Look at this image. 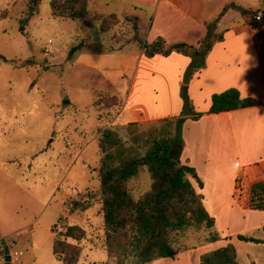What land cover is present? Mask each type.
I'll list each match as a JSON object with an SVG mask.
<instances>
[{
    "label": "rangeland",
    "instance_id": "rangeland-1",
    "mask_svg": "<svg viewBox=\"0 0 264 264\" xmlns=\"http://www.w3.org/2000/svg\"><path fill=\"white\" fill-rule=\"evenodd\" d=\"M51 1L43 0L39 13L28 22L27 0H0V238L5 241H0V264H61L53 242L56 237L65 239L61 233L71 225L86 231L81 242L68 240L82 249L79 264H107L99 131L116 127L113 119L125 96L114 107L106 97L117 94L115 85L122 92L129 78L113 75L123 67L124 57L112 60L110 49L115 43L132 42L135 35L148 43L158 39L155 1L126 5L116 1L101 11L107 0H91L84 20L54 17ZM259 9L263 18L253 26L264 66V0ZM118 11L127 17L103 32V21ZM244 24L243 15L231 11L220 31ZM77 45L79 51L70 57ZM101 55L104 62L93 61ZM159 126L158 121L139 123L140 130ZM121 134L127 138L125 130ZM255 160L249 161L259 162ZM263 167L264 163L257 168L258 177L264 176ZM151 185L147 168L129 183L135 199ZM74 199L87 210H65V203ZM235 211L237 221L220 217L212 230L189 228L174 236V246L182 253L194 248L195 264L227 244L236 247L240 264H264V244L240 238L263 237L264 229L254 231L258 221L250 219L246 225L243 210ZM211 233L219 240L207 241ZM6 248L10 262L2 253Z\"/></svg>",
    "mask_w": 264,
    "mask_h": 264
},
{
    "label": "crops",
    "instance_id": "crops-1",
    "mask_svg": "<svg viewBox=\"0 0 264 264\" xmlns=\"http://www.w3.org/2000/svg\"><path fill=\"white\" fill-rule=\"evenodd\" d=\"M116 1L126 5L145 0H107L101 3V11ZM154 1L158 24L156 35L168 45H198L206 36L207 24L231 2L247 9H258L261 5V0ZM231 11L237 12L229 10L218 24V32L224 33V40L215 44L207 57L205 68L188 85L195 111L203 113V116L198 121L185 122V146L181 160L188 161L195 168L196 174L188 177L203 195L204 205L216 218V224L220 217L237 221L235 209H241L246 225L250 219H256L258 222H255L253 230L260 233L264 227V211L250 209L249 201L252 184L264 180V176L258 177L257 174V168L264 163V66L255 38V34L259 35L253 26V16L243 15L246 24L220 31L222 22ZM123 13L118 11L109 15L116 14L124 20L127 16L121 17ZM132 37L129 35V38ZM127 50L131 51L124 55ZM110 51L111 56L115 57L112 60L124 57L123 67L113 70V75L129 77L122 92L113 83L117 92L115 95L121 99L125 96L121 110L113 119L116 126L130 122L155 123L163 118L181 116L184 107L181 88L191 64L190 57L174 52L167 57L157 55L148 58L143 53L142 45L133 41L119 45L115 43ZM103 60L105 56L101 55L93 61ZM97 69L108 76L99 66ZM230 88H237L243 97L260 100L262 105L219 114L209 113L212 96ZM252 159H258L255 161L259 162L249 161ZM244 160L247 162L244 163ZM241 168L243 172H240ZM197 177L203 183L202 188L196 181ZM257 237L264 240L262 235ZM193 249L185 250V253L182 251L175 258H163L149 264H195L192 256L196 251Z\"/></svg>",
    "mask_w": 264,
    "mask_h": 264
},
{
    "label": "trees",
    "instance_id": "trees-1",
    "mask_svg": "<svg viewBox=\"0 0 264 264\" xmlns=\"http://www.w3.org/2000/svg\"><path fill=\"white\" fill-rule=\"evenodd\" d=\"M43 0H27L28 22L39 13ZM91 0H52V14L56 18L84 20L88 16ZM229 10L242 15L259 16L260 9L244 8L231 2L224 6L220 14L207 24V33L198 45L176 43L168 45L162 38L153 43L144 42L135 35L133 42L140 43L146 57L157 55L170 56L177 52L191 58L187 69L181 97L184 101L183 112L178 118L158 121L159 127L140 130L138 122L124 126L109 127L99 131V180L102 190V213L106 230L107 264H149L163 258H175L181 251L174 246L175 235L189 228L212 230L216 218L204 205L201 195L189 175L196 170L181 156L185 146L183 126L187 120L198 121L203 113H198L192 104L188 85L195 75L206 66L207 57L216 43L224 40V33L218 32V24ZM263 18V17H262ZM120 17L109 15L103 23V32L118 26ZM111 21V22H110ZM108 22H110L108 24ZM264 36V32L262 34ZM79 51V45L70 51V57ZM5 61H7L5 59ZM112 101V107L121 101L117 95L106 97ZM98 102H102L99 98ZM209 113L219 114L248 107L262 105L254 97H243L237 88H230L212 96ZM187 112V113H185ZM125 130L127 138L121 134ZM147 168L151 179V188L135 199L129 183L139 177L141 170ZM200 188L202 181L197 177ZM65 210L85 211L87 206L80 200L67 201ZM249 208L264 211V180L251 186ZM264 229V227H263ZM60 237L53 242V252L61 264H79L82 249L68 240L81 242L86 231L79 225L68 226ZM217 233H211L207 241L219 240ZM246 241L264 243V240L240 236ZM1 244H5L2 240ZM5 251H2L3 254ZM201 264H240L236 247L233 244L210 251L201 257Z\"/></svg>",
    "mask_w": 264,
    "mask_h": 264
},
{
    "label": "water",
    "instance_id": "water-1",
    "mask_svg": "<svg viewBox=\"0 0 264 264\" xmlns=\"http://www.w3.org/2000/svg\"><path fill=\"white\" fill-rule=\"evenodd\" d=\"M5 256H6V261L10 262L11 261V255H10V250L8 248L5 249Z\"/></svg>",
    "mask_w": 264,
    "mask_h": 264
},
{
    "label": "built area",
    "instance_id": "built-area-1",
    "mask_svg": "<svg viewBox=\"0 0 264 264\" xmlns=\"http://www.w3.org/2000/svg\"><path fill=\"white\" fill-rule=\"evenodd\" d=\"M262 20V16L261 15H259V16H257L256 18H255V22H259V21H261ZM2 257L0 256V259H1Z\"/></svg>",
    "mask_w": 264,
    "mask_h": 264
}]
</instances>
